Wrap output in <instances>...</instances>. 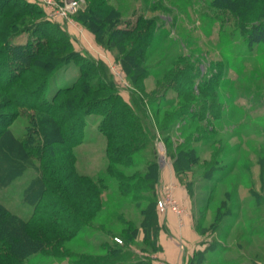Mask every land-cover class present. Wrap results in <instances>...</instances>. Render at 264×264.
Returning <instances> with one entry per match:
<instances>
[{"label": "rangeland", "instance_id": "1", "mask_svg": "<svg viewBox=\"0 0 264 264\" xmlns=\"http://www.w3.org/2000/svg\"><path fill=\"white\" fill-rule=\"evenodd\" d=\"M33 2L42 9L38 0ZM101 2L118 13L114 27L131 29V34L123 36L117 45H112L107 36L98 41L74 17L77 11L97 7ZM209 2L79 0L76 11L69 15L70 24L48 19L42 9L47 20L65 28L72 52H79L84 60L98 61L103 76L113 83L114 93L148 124L136 96L142 100L156 127V138L152 139L150 130L144 147L132 154V163L113 165L123 176L134 174L124 182L130 186L121 187L118 178L108 170L112 163L100 129L105 114L97 107L88 113L83 139L74 146V164L78 174L101 179L99 203H89L87 196H73L66 187L70 179H64L54 187L63 195H45L42 210L53 215L64 208L62 196L87 206L92 224L85 222L68 240L60 241L49 232H37L58 245L49 248L51 253L28 256V264H81L80 258L86 255L91 260L99 259L106 253L102 243L123 250L116 264H217L212 254L200 253V246L217 244L225 249L228 264H264L260 233L264 229V44L249 48L237 27L239 20L246 23L256 10L264 9H258L260 1L254 0L245 14L238 13V19L227 9L211 7ZM38 17V14L24 15V24ZM148 33L147 48L142 53L148 73L138 87L139 83L130 80L119 60L125 52L133 50L131 46L136 51V34L141 39ZM39 38L38 34L23 31L13 35L11 41L26 43ZM69 52L70 49L62 51ZM180 68L188 70L192 77L180 76ZM78 69L79 65L73 61L58 69L48 94L75 79ZM184 81L194 87L199 84V93H189ZM176 90L187 97H177ZM202 106H211L208 110L212 117L206 121L200 116L194 125L196 122L188 112L191 108L200 111ZM27 124L28 119L20 115L9 128L15 135H23ZM192 147L197 161L188 169L186 159L181 161L176 172L175 157ZM152 160L159 165L156 190L148 176ZM31 162L40 160L33 157ZM34 172L27 169L22 176L0 187V202L25 219L32 215L33 209L23 194ZM167 193L181 212L168 209L166 219L157 201L160 195L167 200ZM149 209L154 213L156 225L147 230L142 227ZM67 212L59 211V218L52 220L58 226H67L68 222L63 221L67 214L71 219ZM168 244L175 251L172 256L165 251Z\"/></svg>", "mask_w": 264, "mask_h": 264}, {"label": "trees", "instance_id": "2", "mask_svg": "<svg viewBox=\"0 0 264 264\" xmlns=\"http://www.w3.org/2000/svg\"><path fill=\"white\" fill-rule=\"evenodd\" d=\"M252 1L254 0H210L209 5L227 9L239 19V14H245ZM256 1H260L258 9H264V0ZM34 14L39 17L24 24V15ZM74 17L83 27L94 33L98 41L107 36L112 45H117L123 36L131 34L129 28L114 27L118 13L113 8L107 9L102 2L97 7L89 6L77 11ZM251 17L246 23L239 20L237 26L249 48L255 44H264V11L256 10ZM23 31L38 34L41 39L26 43L11 41L13 35ZM68 37L65 28L47 20L43 10L35 2L0 0V187L22 176L27 169L35 171L29 178L23 194L24 200L31 204L33 209L28 219L19 217L0 202V264H28L26 259L32 254L51 253L49 248L58 245V242L44 239L37 232H49L60 241L68 240L85 222L92 224L91 219L87 217L91 212H86L87 206L85 208L82 203L70 202L61 196L60 201L64 208L59 211H68L67 213L71 214V219L69 214L63 219L69 223L67 226H58L53 221L59 218V211L52 215L42 210V206L45 204V195H63L54 187L64 179H70L66 187L71 189L73 196H87L91 200L89 203H99L97 198L103 186L101 179L78 174L74 164V146L82 141L86 115L95 107L105 114L100 129L105 136L107 156L112 163L108 170L118 178L121 187L130 186L124 182L134 174L123 176L113 165L132 163V154L144 147L150 130L153 131L152 139L156 138V127L142 100L136 96V103L145 114L148 124L135 114L133 107L122 102L120 96L114 93L115 87L101 73L98 61L91 58L84 60L79 52H72ZM148 37L149 33L141 39L136 34V51L135 47L131 46L133 50L125 52L119 60L130 80L136 82V85L139 83L138 87L148 73L142 61ZM63 49H70L71 52L63 54ZM71 61L79 65L77 77L63 86L56 87L49 95V86L58 69H62ZM90 74L96 76L93 78ZM178 74L185 79L192 77L188 70L182 68ZM204 85L208 87L209 84ZM183 86L189 93L200 91L199 84L194 87L191 82L184 81ZM97 92L106 93L96 95ZM176 93L177 97H187L184 92ZM208 108L211 109V106ZM208 108L201 107V110L207 112L193 108L189 110L188 114L196 122L194 125L198 123L200 116L205 117L206 121L212 117ZM20 115L28 119V124L23 135H15L9 127ZM207 127L212 129L209 123ZM187 149L189 151L180 152L173 161L176 172L181 161L186 159L184 163L188 162L186 169L192 162L197 161L194 148ZM33 157L40 162H31ZM148 168V176L156 190L159 180L157 160L149 161ZM147 215L149 216L147 221L144 219L146 223L143 221L142 228L149 230L156 225V221L150 209ZM101 248L106 252L102 257H92L95 260H91L86 255L80 258L79 263L116 264L124 253L121 248H112L106 243H102Z\"/></svg>", "mask_w": 264, "mask_h": 264}, {"label": "built area", "instance_id": "3", "mask_svg": "<svg viewBox=\"0 0 264 264\" xmlns=\"http://www.w3.org/2000/svg\"><path fill=\"white\" fill-rule=\"evenodd\" d=\"M38 2L46 12L48 19L56 20L65 24L72 23V19L69 15L76 11L79 5V0H61L60 3H57L55 0H38ZM169 190L170 189L167 191ZM157 205L163 213L167 212L168 209L175 210L177 213L181 212L180 208L175 204V199L170 193H167V200L160 195L158 197Z\"/></svg>", "mask_w": 264, "mask_h": 264}, {"label": "crops", "instance_id": "4", "mask_svg": "<svg viewBox=\"0 0 264 264\" xmlns=\"http://www.w3.org/2000/svg\"><path fill=\"white\" fill-rule=\"evenodd\" d=\"M164 218H168V211L165 212L164 214ZM186 223H187V220H186ZM221 226V225H220ZM217 232H214L213 234H215ZM262 234V244L264 246V232H260ZM169 234V236H172V234L170 232H167V235ZM171 245H166L167 248H165V251L167 253H169L171 256L174 255L175 251H173V249L170 247ZM222 246H220V244H217V245H213V246H210V247H206V246H203L201 247L200 246V253L203 254H206V253H209V254H212L213 257L215 258L216 260V263L217 264H228L229 262H227L226 259H224V252H225V249L224 248H221ZM184 264V262H183Z\"/></svg>", "mask_w": 264, "mask_h": 264}]
</instances>
